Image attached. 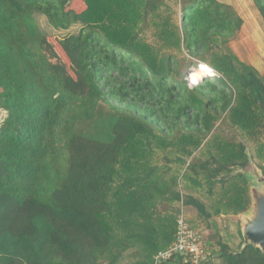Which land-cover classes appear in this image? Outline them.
Instances as JSON below:
<instances>
[{
  "label": "trees",
  "instance_id": "16d2710c",
  "mask_svg": "<svg viewBox=\"0 0 264 264\" xmlns=\"http://www.w3.org/2000/svg\"><path fill=\"white\" fill-rule=\"evenodd\" d=\"M36 15L81 29L44 35ZM243 25L221 0H0V264H154L181 201L195 229L244 212L264 74L230 47ZM200 62L218 75L191 89ZM208 243L217 264H264Z\"/></svg>",
  "mask_w": 264,
  "mask_h": 264
},
{
  "label": "rangeland",
  "instance_id": "374dc122",
  "mask_svg": "<svg viewBox=\"0 0 264 264\" xmlns=\"http://www.w3.org/2000/svg\"><path fill=\"white\" fill-rule=\"evenodd\" d=\"M236 1H238L239 4H241V2H243V0H236ZM173 3H174V1H173ZM242 7H243V3H242ZM239 9L241 11L240 6H239ZM77 10H79L78 7H77ZM247 12L250 13V11H248L247 8L244 9V14H245V17L248 19V23L253 26V29H250L251 36H253L252 35L253 33H255L256 35L253 36V39L249 38V41L247 42V44L243 45L241 48L239 46H235V45L232 46V43L234 41L231 43L230 47H231L232 51L235 53L238 60L240 62H242L243 64L249 65V63L252 62L258 67H264V38L261 36L262 34H264V22L261 20L259 14L257 12H254L255 16H256V23L257 24L252 22L249 19L250 17H249V14ZM242 14H243V11H242ZM35 19L37 21V24H38L41 32L44 35L64 36V34L67 32L75 34L80 29L79 25H74L67 32L66 31L65 32H57L49 25L48 19L45 16L36 15ZM257 27H259V28H257ZM189 70H188V72H189ZM188 72L186 75H188ZM5 116H6V112L0 109V122H2V119H4ZM250 169H251V167L248 165L246 170L250 171ZM45 201H46V199H45ZM186 214L191 215L192 213L189 214L188 212H186ZM107 218H109V217H107ZM241 222H242V220L240 219V217L238 215L237 216L223 215L222 217L219 216V217L213 218L210 221V226L208 228V229H210L209 231H210V234L212 235L213 241L216 242V240H218V238H222L223 243H229L230 242L235 248H237L241 242V239H242L240 232H239V231H241ZM201 228H204V227H201ZM216 262H218V260Z\"/></svg>",
  "mask_w": 264,
  "mask_h": 264
},
{
  "label": "water",
  "instance_id": "95a60500",
  "mask_svg": "<svg viewBox=\"0 0 264 264\" xmlns=\"http://www.w3.org/2000/svg\"><path fill=\"white\" fill-rule=\"evenodd\" d=\"M248 160L250 171L240 170L248 179L250 198L248 208L239 214L243 240L240 252L247 246H253L264 254V175L249 156Z\"/></svg>",
  "mask_w": 264,
  "mask_h": 264
},
{
  "label": "built area",
  "instance_id": "2783aa9c",
  "mask_svg": "<svg viewBox=\"0 0 264 264\" xmlns=\"http://www.w3.org/2000/svg\"><path fill=\"white\" fill-rule=\"evenodd\" d=\"M189 75L190 71L187 75V80ZM207 77L209 76L202 77L201 79ZM181 212L182 213L177 221L175 242L169 248L163 252L160 251L156 255L154 264H161L175 254L183 255L188 264H207L210 262L211 257L207 253V245L205 241L206 233L191 229L186 223L185 213L183 211Z\"/></svg>",
  "mask_w": 264,
  "mask_h": 264
},
{
  "label": "crops",
  "instance_id": "0c3cea01",
  "mask_svg": "<svg viewBox=\"0 0 264 264\" xmlns=\"http://www.w3.org/2000/svg\"><path fill=\"white\" fill-rule=\"evenodd\" d=\"M222 2H224V3H227V4H232L234 7H235V9L237 10V12L238 13H240L239 15L240 16H242L241 18L243 19V21H244V25H243V27H242V30H241V32L239 33V35H238V37L234 40V42L232 43V46H239L240 48L243 46V45H245V44H247V42L249 41V38H252L253 39V36H255L256 34L255 33H253L252 35L253 36H251V33H250V29H253V26L251 25V24H249L248 23V19L245 17V14H244V9H246L247 8V10L248 11H250V13H248L249 14V19L252 21V22H254V23H256V16H255V13L254 12H257L258 13V11H257V9L255 8V6H254V4H253V2H252V0H243V2H241V4H239V2L238 1H236V0H221ZM242 3H243V7H242ZM239 6L241 7V11H240V9H239ZM77 7H78V11H80V10H82L83 9V7H84V5H83V3L81 2V4H79V5H77ZM242 11H243V14H242ZM259 14V13H258ZM257 24V23H256ZM76 25H79L80 26V29H81V25L80 24H76ZM249 25V26H248ZM74 26V25H73ZM257 28H259V27H257ZM79 29V30H80ZM79 30H78V32H79ZM67 31H69V30H67ZM66 31V32H67ZM57 32H65V31H57ZM77 32V33H78ZM68 33H70V32H67V33H65L64 34V36L66 35V34H68ZM71 34H74V33H71ZM76 34V33H75ZM263 38H264V34H262L261 35ZM231 46V45H230ZM239 56V55H238ZM249 65H251V66H253L254 68H256L258 71H259V73L261 74V75H263L264 74V67H258V66H256L254 63H252V62H250L249 63ZM164 210V212H166V210H165V208H162V211ZM193 213H192V212ZM195 214V211H193V210H191L190 208H189V214ZM191 214V215H192Z\"/></svg>",
  "mask_w": 264,
  "mask_h": 264
},
{
  "label": "clouds",
  "instance_id": "9594fccd",
  "mask_svg": "<svg viewBox=\"0 0 264 264\" xmlns=\"http://www.w3.org/2000/svg\"><path fill=\"white\" fill-rule=\"evenodd\" d=\"M189 71H190V75L188 76V80L189 81L186 79L187 78V75L185 76L184 80L187 82L189 88H191V89L194 88V87H196L197 85H199L202 81H204L206 79H212V78H214V77H216L218 75V73L215 71V69H213L212 67L208 66L204 62H200V63H198L196 65H193L192 68H191V70H189ZM205 76H209V77H207L205 79H201L202 77H205ZM178 183H179L180 194L182 195V193H181V180L180 179H179V182ZM180 209H181V211H183L185 213L186 220L189 219V218L191 219V218H193L195 216V214H192V215H187L186 214V212L189 213V207L186 208V206L184 205L183 201L180 202ZM191 210H193V209H191ZM238 216H239V214H238ZM186 223H187V221H186ZM191 229L196 230V231H203V232L206 233L205 241H206V245H207V253L211 257L210 258V262L207 263V264H217L219 262V261L216 262L218 260L217 257H215L214 255H211V253L209 252V249H208L209 248V246H208L209 245L208 240H209L210 235H211L209 229H207L205 227L204 228H201L200 227L198 229H195V228H191ZM242 242H243V240H242Z\"/></svg>",
  "mask_w": 264,
  "mask_h": 264
},
{
  "label": "flooded vegetation",
  "instance_id": "af4514ba",
  "mask_svg": "<svg viewBox=\"0 0 264 264\" xmlns=\"http://www.w3.org/2000/svg\"><path fill=\"white\" fill-rule=\"evenodd\" d=\"M246 168H247V166H246ZM246 168H244L245 171H247Z\"/></svg>",
  "mask_w": 264,
  "mask_h": 264
}]
</instances>
